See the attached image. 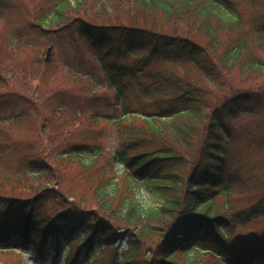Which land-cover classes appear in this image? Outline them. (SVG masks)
Returning <instances> with one entry per match:
<instances>
[{"label": "trees", "instance_id": "1", "mask_svg": "<svg viewBox=\"0 0 264 264\" xmlns=\"http://www.w3.org/2000/svg\"><path fill=\"white\" fill-rule=\"evenodd\" d=\"M14 1L0 0V20L13 19ZM21 1L24 10L7 24L2 51L7 43L10 55L22 44L76 49L64 66L78 90L54 86L43 71L33 91L15 100L12 59L0 49V124L17 132L0 133V251L21 236L40 256L49 245L54 261L65 246L64 264H96L97 256L103 264L264 263V238L239 244L228 237L246 217L228 202L241 187L235 180L251 169L236 161L227 124L264 107L258 53L264 52V21L255 25L264 19V0ZM253 7L263 11L250 13L247 22L242 9ZM88 62L99 70L87 71ZM176 65L191 67L196 77L181 75ZM19 79L15 84L26 85ZM135 82L149 84L131 99ZM101 121L115 125L119 136V149L109 156L101 144L106 131L96 130ZM241 141L247 150L264 149V129ZM68 159L83 167L105 160V177L91 190L103 215L69 206L40 222L44 203L59 193L31 186L28 178L48 176L51 162ZM115 168L124 172L120 179L107 175H116ZM140 183L157 205L140 200ZM251 198V211L264 216V191ZM205 254L217 262L203 263Z\"/></svg>", "mask_w": 264, "mask_h": 264}, {"label": "rangeland", "instance_id": "2", "mask_svg": "<svg viewBox=\"0 0 264 264\" xmlns=\"http://www.w3.org/2000/svg\"><path fill=\"white\" fill-rule=\"evenodd\" d=\"M14 3L18 7L16 9H11L13 19L11 21H8L7 23L0 20L1 51L3 44L6 42L4 41L6 37H4L3 34L5 33L4 31L7 27V24H13L17 22L18 19H16V17L20 16L19 12H22L24 10V6L21 0H15ZM254 11L262 12L263 9H257V7L242 9V15L245 16L247 22L250 20V13L254 14ZM263 21L264 19L262 21L261 19H259L255 23V25H262ZM246 31L250 35L252 29L250 27H247ZM251 43L254 42L251 41ZM49 46H52V49L49 52V58L45 60L46 51ZM76 51V49H70L62 45H59V47H57V45L53 44L44 46L42 43H34L33 46L29 47L25 44H22V47L19 48L17 52H15L13 55H10L11 47L9 43H7L3 47L2 54L4 52V55L6 57L12 59L8 62L11 66V70L14 71V80L13 83L10 84V88L13 89L12 93H15V100H19L18 95L20 93L25 94L26 91H33L34 87L38 84V81L35 80V77H40V74H42L43 71L46 72V80H55L54 86L69 87L78 90V87H74L72 85V78L68 79L71 73L64 66L65 62L68 63L67 60L69 58V53H76ZM258 53L264 56L263 51H258ZM36 58L39 62H41L42 60V63H33L36 61L34 60ZM123 62L126 64H131L132 59H127ZM71 63L74 64L73 61ZM76 66L79 68V64ZM176 67L178 68V71L181 73V75H189L193 76V78H195L197 75L193 74L194 70L191 67L188 68L182 65H176ZM91 68L99 70V66H97V63L95 62H88V65H86L87 71H89ZM19 75V81L26 82V85H21L20 83H18V85L15 84L16 81H18ZM44 83L45 82L41 83V86L39 87L40 93H44L45 91V89L43 88ZM148 84L149 82H144V84L140 87V85L136 84L135 82L131 89L128 90L127 95L129 97H132L131 99H134L133 97L142 94L141 89ZM3 90L4 89L0 87V92H2ZM8 97L9 95L1 97V99H7ZM162 107L167 106L163 105ZM5 116L7 115L2 114V117ZM227 124L232 127L231 133L233 135V138L235 137L232 141V144H229V147L233 146V153L235 155L236 161H241L242 164L245 161L246 164L244 165L249 166L246 170L248 171L251 169V172H249L248 174H246V172L238 174L237 179L235 180L240 184L239 186L241 187H239L238 190L231 195L230 201L228 202L230 205H232L233 213L237 212L238 214H241L239 216L240 218H244L245 216L246 217L241 222L236 221L237 223H233V227L228 231V237L231 238L235 243L241 244L243 241L248 243L255 240V238H264V216H261L258 210L252 212L250 209L253 204L251 196L257 197L258 192H260L261 190L264 191V149H252L251 151L247 150L245 149L244 143L241 141V138L245 134L249 136L251 132L260 134L261 130L264 129V107L258 109L255 114H241L235 119L228 120ZM9 128L14 129L7 123L0 124V133L4 132V135L6 132H9ZM100 128H103L104 132L106 131L105 133L101 134L102 152L109 156L113 154L114 151L119 149L120 143L118 132L115 125L106 123L104 121H101L99 127H97L96 130H99ZM14 132L17 133L15 129ZM0 141H3L1 136ZM51 165L53 166L52 172L48 173V176H36L28 178L32 183L30 184L31 186L33 185L35 187L36 185H41L43 186L41 187V189L48 188L51 193H53V191L59 193V195L51 198L53 199L51 202L46 201L44 203L43 210H40V214L37 215L38 221L43 222L47 216H51L54 212L56 213L60 209H66L69 206V208H71V212L74 211L78 213L80 211H86L94 212L98 215L102 214L101 211L98 210L91 190L95 185H97V183H100L101 179H104L105 177L100 172L101 167L103 169L107 168V166L105 165V160L96 159L95 164L90 167H83L81 163L73 161L71 159L58 163L51 162ZM234 167L235 166H233V168ZM115 169L116 175L110 172H108L107 175L109 177L115 176L114 178L122 177L124 174V172H122V169ZM249 174H251V176H249ZM252 176L259 178L262 183L259 180L258 182H256V178ZM138 188V197L145 205L158 204L159 200L157 196L153 194L150 187L140 183ZM224 200V198L217 199V205L222 204ZM65 201L69 202V204H67ZM262 206H264V203L262 204ZM106 218L112 222L115 221L113 217L106 216ZM119 229L123 230L122 227ZM122 242L123 241L121 240L119 244L117 243V246L122 247ZM8 247L11 250H7V252H0V264H63L69 251L68 248L63 246L59 252L60 256L56 261H54L51 255L48 254V250L50 249L49 245H46L44 249L47 255L40 256L30 244L23 242L21 236H13L12 238H10V240L8 241ZM72 248L74 249L75 245H72ZM103 252L109 256L115 255V251L112 252L109 250H104ZM96 259V264H103V261L99 259V256H97ZM201 261L203 263L217 262V258L213 257L211 254H205L201 258Z\"/></svg>", "mask_w": 264, "mask_h": 264}, {"label": "water", "instance_id": "3", "mask_svg": "<svg viewBox=\"0 0 264 264\" xmlns=\"http://www.w3.org/2000/svg\"><path fill=\"white\" fill-rule=\"evenodd\" d=\"M50 50H51V48H49L48 50H47V57L49 56V52H50ZM46 57V58H47Z\"/></svg>", "mask_w": 264, "mask_h": 264}]
</instances>
